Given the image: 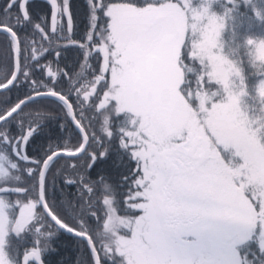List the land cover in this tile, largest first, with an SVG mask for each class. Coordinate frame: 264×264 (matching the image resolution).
Instances as JSON below:
<instances>
[{"label": "snow or ice", "instance_id": "1", "mask_svg": "<svg viewBox=\"0 0 264 264\" xmlns=\"http://www.w3.org/2000/svg\"><path fill=\"white\" fill-rule=\"evenodd\" d=\"M0 264H264V0H0Z\"/></svg>", "mask_w": 264, "mask_h": 264}]
</instances>
